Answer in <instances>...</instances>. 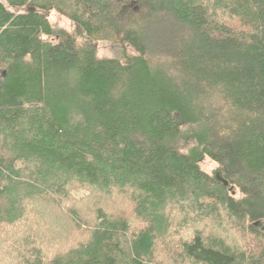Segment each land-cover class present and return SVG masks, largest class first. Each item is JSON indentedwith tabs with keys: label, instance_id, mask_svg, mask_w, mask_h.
<instances>
[{
	"label": "trees",
	"instance_id": "16d2710c",
	"mask_svg": "<svg viewBox=\"0 0 264 264\" xmlns=\"http://www.w3.org/2000/svg\"><path fill=\"white\" fill-rule=\"evenodd\" d=\"M0 264H264V0H0Z\"/></svg>",
	"mask_w": 264,
	"mask_h": 264
},
{
	"label": "rangeland",
	"instance_id": "374dc122",
	"mask_svg": "<svg viewBox=\"0 0 264 264\" xmlns=\"http://www.w3.org/2000/svg\"><path fill=\"white\" fill-rule=\"evenodd\" d=\"M50 20L55 23L56 25L60 27H64L67 29H72L73 25L64 17L58 16L54 12H50L49 14ZM99 54L102 55H113L118 53V49L110 44H99L98 47ZM200 166L203 170H205L208 173H215L217 171L216 164L210 160L208 157H203L200 161ZM76 195H79V193H76Z\"/></svg>",
	"mask_w": 264,
	"mask_h": 264
},
{
	"label": "water",
	"instance_id": "95a60500",
	"mask_svg": "<svg viewBox=\"0 0 264 264\" xmlns=\"http://www.w3.org/2000/svg\"><path fill=\"white\" fill-rule=\"evenodd\" d=\"M215 178L218 181H221L223 184H227L226 180L222 178L221 173L219 171L215 172Z\"/></svg>",
	"mask_w": 264,
	"mask_h": 264
}]
</instances>
